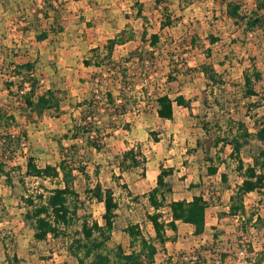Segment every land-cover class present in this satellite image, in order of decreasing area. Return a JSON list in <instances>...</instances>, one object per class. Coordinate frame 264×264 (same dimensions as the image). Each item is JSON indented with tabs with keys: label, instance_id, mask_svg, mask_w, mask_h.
I'll return each instance as SVG.
<instances>
[{
	"label": "rangeland",
	"instance_id": "rangeland-1",
	"mask_svg": "<svg viewBox=\"0 0 264 264\" xmlns=\"http://www.w3.org/2000/svg\"><path fill=\"white\" fill-rule=\"evenodd\" d=\"M50 1L61 11L57 28L67 30L38 42L36 29L43 32L52 22L41 13L44 0H0V104L17 116L18 127L12 132L18 134L26 130L29 136L27 145L10 163L13 183L0 180V264H79L69 246L72 236H79L80 221H76L67 236L35 241L33 222L26 219L28 207L22 198L45 187L54 188L56 184L24 176V173L31 155L40 167L59 163L58 141L74 126L73 118H80L78 106L91 96L90 81L98 72L94 67H81L82 61L93 55L95 46L103 51L108 41L122 30L132 31L136 39L118 47L115 58H127L132 52L144 51V46L145 50H151L146 40L149 42L150 36L155 34L160 38L151 78L147 80L146 67L130 73L135 78L134 94L141 96L143 90L149 88L152 96L150 99L141 97L138 107L117 120L114 132L106 131L112 135L105 138L101 152L83 145L90 178L78 177L76 185L82 199L85 200V189L97 181L114 190L119 210L111 245L128 248L129 237L124 230L131 224L150 228L148 214L153 210L147 194L156 186L161 167L172 168L174 173L168 180L173 186V198L192 200L195 195H202L211 207L205 233L196 237L191 227L180 225L184 237L177 243H169L168 252L158 255L157 264H165L170 256L178 258L181 253L184 263L195 264L190 262L191 257L200 247L213 246L214 234L220 235L215 252L228 254L225 264H251L246 261V250L250 243L256 253L264 250V228L246 237L239 233L237 221L226 217L230 197L243 177L238 172L231 145L222 142L207 152L204 142L209 134L231 138L242 124L251 133L256 132V124H264V30L246 32L243 23L229 19L226 0ZM245 4V9L255 7L253 0H246ZM140 5L143 6L141 16ZM165 7L167 17L162 14ZM167 18L172 26L164 28ZM211 36L217 38L214 44L210 42ZM81 37L83 41L77 40ZM29 59L39 60L37 75L41 93L52 85L68 91L61 119L46 116L37 124H29L22 117L23 104L16 91L20 83L9 75L12 65ZM54 64L60 67L57 75L51 69ZM203 66H213L221 82H210L202 73ZM254 68L262 75V80L256 83L258 96L244 100L240 86L245 72ZM172 72L174 79L170 82L168 76ZM11 81L14 82L12 92L7 86ZM158 94H167L173 100L184 96L190 108L175 104L174 118L161 119L157 113ZM204 125H208L209 132ZM71 143L65 141L64 144ZM138 145L146 157L145 164L121 174L117 157ZM262 148L257 140H251L243 148L241 157L246 164H253L252 156H259ZM211 168L218 169L215 175L211 174ZM245 202L249 211L264 217V196L251 193ZM87 206L92 208L94 219L103 223V204L87 202ZM165 214L169 215L168 209ZM213 252L203 253L209 261L207 264H222L221 256ZM255 254L251 257H256Z\"/></svg>",
	"mask_w": 264,
	"mask_h": 264
},
{
	"label": "trees",
	"instance_id": "trees-1",
	"mask_svg": "<svg viewBox=\"0 0 264 264\" xmlns=\"http://www.w3.org/2000/svg\"><path fill=\"white\" fill-rule=\"evenodd\" d=\"M245 2L246 0H226L228 18L239 24L243 23L246 32L264 30V0H253L255 7L251 10L245 9ZM44 3L45 6L41 13L46 20L52 22L48 23V27L43 32L36 29V32L39 31L36 33L38 41H44L52 34L56 35L64 29L60 26L57 28L61 11L57 10L50 0H44ZM167 11V7L163 8L164 17L168 16ZM142 12L143 6L140 5L138 12L140 16ZM167 19L168 22L163 24L164 28L172 26L170 18ZM146 37L147 32L144 33V39ZM135 38L132 31L123 30L108 41L103 52L101 48L93 50L92 58L84 62L88 67L98 69L90 81L93 91L91 96L78 106L80 118L78 120L73 118L74 126L58 141L59 163L40 167L36 158L31 155L28 157L24 173V176L51 180L56 184L54 188L45 187L44 192L39 190L36 194L22 198L28 207L26 219L33 222L35 241L45 242L51 236L55 239L67 236L74 228L76 221H80L79 236H72L69 246L70 253L77 258L79 264H157V257L166 251V244L176 240V236H169L168 231L177 233L179 223L192 226L196 236H201L206 231L207 212L211 203L202 195H195L192 200H175L173 186L168 180L174 173L172 168L161 167L156 186L147 194L153 210L148 214L150 228L144 229L139 224H131L124 230L129 237L128 248L121 244L111 245L119 210V202L114 190L97 181L85 189L84 200L77 189L76 183L79 176L90 178L88 158L83 152V145L101 152L104 149L105 138L112 135L106 131L110 129L114 132L118 127L117 120L126 116L132 108L138 107L141 97L150 99L152 96L149 88H144L141 96L134 94L135 85L132 82L135 78L130 73L139 67H146L148 68L146 70L147 80L151 78V66L154 65L155 52L160 40L158 35H151L149 42L146 40L151 50H145L144 46V51L132 52L127 58L114 57L118 46L134 41ZM216 41L217 38L210 37L211 43L214 44ZM38 62V59H30L14 64L9 75L11 79H18L20 83L16 90L20 103L23 104L20 112L29 124H37L46 116L61 119L64 114L62 105L69 95L66 89L55 85L45 92H40V80L37 75ZM53 68L57 72L54 65ZM173 73L168 76L170 82L174 79ZM202 73L214 84L221 82L213 66H203ZM261 80L262 75L255 68L247 70L244 74V82L240 86L241 98L247 100L258 96L256 83ZM13 83L12 81L7 83L10 92L14 89ZM156 103L158 116L164 120L174 118V103L190 108V102L184 96L173 100L167 94H158ZM108 122L112 124L109 125ZM17 124V116L6 111L0 104V180L5 179L10 184L13 183L9 172L10 163L15 155L27 145L29 139L26 130L18 134L12 132L18 127ZM204 129L209 132L208 125H204ZM208 136L204 142L207 152L222 142L232 146V156L235 157L237 169L243 181L230 197L229 211L225 215L237 221L239 233L251 237L254 231L264 228V217L258 212L249 211L245 198L251 193L264 196V148L260 149L259 156H252L253 164H246L241 157V152L246 145L251 143V140H257L264 147V124H256L255 133H251L249 128L242 124L231 138L211 137L210 134ZM65 141L72 143L66 146ZM198 145H201V142ZM145 162L146 157L139 145L126 150L117 157V165L121 174L136 170ZM217 171V168L210 169L212 175H215ZM223 177L226 179V176ZM22 182L25 183L24 180ZM87 202L103 204L105 210L102 215L103 223L94 219L92 208L87 206ZM166 209L169 210L168 216L165 214ZM81 211L84 215L80 214ZM219 236V234H214L213 246L200 247V250L194 253L196 255L191 257L190 262L207 264L209 261L204 258L203 253L214 251V255H220L222 264H225L228 254L219 250L215 252ZM255 253L253 244L250 243L246 250V261L251 264H264V250L257 252V256ZM254 254L256 257L252 258L251 255ZM183 258V253L179 254L178 258L170 256L165 264H182L184 263ZM15 260L17 261V258Z\"/></svg>",
	"mask_w": 264,
	"mask_h": 264
},
{
	"label": "crops",
	"instance_id": "crops-1",
	"mask_svg": "<svg viewBox=\"0 0 264 264\" xmlns=\"http://www.w3.org/2000/svg\"><path fill=\"white\" fill-rule=\"evenodd\" d=\"M77 2H82V1H77ZM88 23H90V22H88ZM88 25H90V24H88ZM63 28H64V27H63ZM89 29H90V28H89ZM66 30H67V29L64 28L63 31L60 32V33H63V32L66 31ZM122 31H123V30H122ZM122 31H120V32H122ZM120 32H118V33H120ZM60 33H58V34H60ZM118 33H116L112 38H114ZM135 36H136V35H135ZM50 37H51V36H50ZM50 37H49V38H50ZM49 38L46 39V40H44V41H38V40H37V41H38V42H45V41L49 40ZM112 38H111V39H112ZM135 39H136V38H135ZM77 40H81V41H83V38L81 37V38H79V39H77ZM130 42H133V41H130ZM130 42H128V43H130ZM128 43H126L125 45H122V46H118V47L120 48V47L126 46ZM104 47H105V46H104ZM118 47H117V48H118ZM95 48H100V47L95 46ZM95 48H94V49H95ZM94 49H93V50H94ZM101 50H102V49H101ZM102 52H103V51H102ZM92 56H93V55H92ZM92 56H91L90 58H85V59H83L81 67L84 66L85 68H88V69H89L90 67L92 68V66L88 67V66H86L85 63H84L86 60H90V59L92 58ZM29 60H30V59H29ZM59 61H60V60H59ZM59 61H58V64H59ZM60 62H61V61H60ZM38 63H39V62H38ZM54 66H55L57 72L55 71V69L53 68V66L51 67V69H52V71L54 72V74L57 75V74L60 73V72H59L60 67H59V66L57 67L56 64H54ZM94 68H96V67H94ZM96 69H97V68H96ZM81 82L83 83L84 81L81 80ZM64 102H65V101H64ZM175 104H176V103H174V105H175ZM62 107H63V105H62ZM63 110H64V107H63ZM174 110H175V108H174ZM64 114H65V113H64ZM64 114H63V115H64ZM175 200H176V199H175ZM207 216H208V212H207ZM180 225H187V224H181V223H179V224H178V231H177V233H175V232H173V231H171V230L168 231V235H169V236H176V240H175V241H169V242L166 244V251H165V252H162L163 254H165V253L168 252V247H169L168 244H169V243H177V242L179 241L178 239H180L181 237H184V236H181ZM187 226L191 227V228L193 229V232H194V228H193L192 226H190V225H187ZM206 230H207V225H206ZM194 234H195V233H194ZM195 236H196V235H195ZM196 237H200V236H196Z\"/></svg>",
	"mask_w": 264,
	"mask_h": 264
}]
</instances>
